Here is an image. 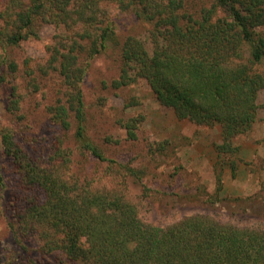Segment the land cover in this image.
I'll return each instance as SVG.
<instances>
[{
    "label": "trees",
    "instance_id": "1",
    "mask_svg": "<svg viewBox=\"0 0 264 264\" xmlns=\"http://www.w3.org/2000/svg\"><path fill=\"white\" fill-rule=\"evenodd\" d=\"M115 8L131 10L149 26L121 44L110 15ZM43 22L58 26L47 58L31 65L27 59L23 72L30 68L34 83V63L41 75L57 73L62 93L47 106L50 117L64 132L74 126L78 149L98 160L107 158L86 131L82 81L91 61L112 44L121 61L113 85L145 82L178 119L218 124L221 156L258 118L264 0H0V46L36 38ZM7 59L0 62V82L18 72ZM9 106L14 112L19 103ZM135 122L122 124L132 137ZM13 131L0 128L18 176L6 221L14 246L0 264H264V231L203 215L166 227L144 223L120 192L99 189L71 171L65 133H57L41 158L24 151Z\"/></svg>",
    "mask_w": 264,
    "mask_h": 264
},
{
    "label": "rangeland",
    "instance_id": "2",
    "mask_svg": "<svg viewBox=\"0 0 264 264\" xmlns=\"http://www.w3.org/2000/svg\"><path fill=\"white\" fill-rule=\"evenodd\" d=\"M110 15L121 44L149 26L131 10L115 8ZM56 28L43 22L36 26V38L21 46H0V62L8 58L18 66L16 74L0 82V128H12L24 151L41 158L57 133H65L64 146L72 151L71 171L99 189L120 192L136 207L144 223L166 227L203 215L227 225L264 231V90L258 95L257 120L249 131L232 140L234 150L221 156L215 148L222 141L218 124L208 127L178 119L160 104L145 82L113 85L121 61L119 47L109 45L91 61L82 81L86 131L107 158L98 160L78 149L74 126L64 132L50 117L47 106L62 93L57 73L41 75L39 62L34 63V88L30 68L29 73L23 72L27 59L31 65L47 58V46L53 42ZM13 100L19 103L14 112L9 106ZM133 118L137 123L134 137L122 125ZM12 166V157L4 152L0 137L4 182L0 181V256L14 243L6 226L11 212L9 193L18 189Z\"/></svg>",
    "mask_w": 264,
    "mask_h": 264
}]
</instances>
